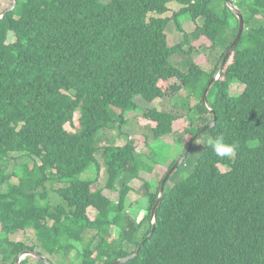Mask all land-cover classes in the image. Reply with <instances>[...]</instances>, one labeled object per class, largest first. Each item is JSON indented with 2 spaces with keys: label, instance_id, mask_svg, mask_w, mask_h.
<instances>
[{
  "label": "trees",
  "instance_id": "1",
  "mask_svg": "<svg viewBox=\"0 0 264 264\" xmlns=\"http://www.w3.org/2000/svg\"><path fill=\"white\" fill-rule=\"evenodd\" d=\"M16 1L0 12V264H16L28 248L53 264H107L141 243L121 264H264V0H232L245 27L207 102L204 91L239 30L227 0ZM172 2L182 9L173 12ZM181 13L197 22L193 32L177 22ZM171 20L183 32L174 45ZM204 47L220 49L211 71L193 59ZM179 54L192 62L186 70ZM234 82L241 93L231 94ZM183 92L198 98L187 112L153 105L136 116L150 132L147 150L132 137L101 140L103 130L127 123L137 96L156 104ZM213 111L216 124L174 173L203 135H222L233 155L217 157L206 144L186 178L169 185V177L153 216L164 177ZM166 135L181 153L155 190L147 174L165 166L149 144ZM13 153L32 164L10 171ZM100 158L108 179L94 187ZM89 168L95 176L80 178ZM133 192L147 199L141 217L128 209ZM19 231L32 232L33 243L12 239ZM22 261L46 264L30 255Z\"/></svg>",
  "mask_w": 264,
  "mask_h": 264
},
{
  "label": "rangeland",
  "instance_id": "2",
  "mask_svg": "<svg viewBox=\"0 0 264 264\" xmlns=\"http://www.w3.org/2000/svg\"><path fill=\"white\" fill-rule=\"evenodd\" d=\"M13 2H14L13 0H1L0 12L10 7L13 4ZM168 6L173 10V12H179L182 9V6L175 2L170 3ZM173 12H171L170 14H173ZM177 22L181 25V27L185 30V32H189V33L193 32L197 26V22H194L187 13H181L180 15H178ZM201 22H202L201 20L198 21V23ZM166 33L168 34V40L171 45L177 44L183 40V32L177 28L174 20H171L170 23L168 24L166 28ZM14 39H15L14 34L10 32L8 37V42L14 41ZM185 48L189 49V46L186 45ZM201 51L203 58H199V54L193 53V59L196 62H199V60L202 61L201 62L202 66L206 70L211 71L213 69V64L209 59H213L218 53H220V49L218 48L216 51H210L209 49L204 47L203 49H201ZM175 61L177 65L180 66V68H182L183 70H186L189 67L190 63H192L190 61L189 56L182 54L176 56ZM243 90H244V85L238 82H234L230 87L231 94H239ZM197 101L198 98L195 95H190L187 92L185 93L183 92L181 94L172 97H167L162 102H156V104L147 103L140 96H137L136 102L139 105L138 109L135 111H129L125 113L127 117V123L123 124L121 128L116 127L114 129L103 130L101 132L100 138L103 141V143H106L107 141H111L114 143L116 142L118 144H124L128 137H132L137 140L139 148H143V149L145 148V150H147L148 148L144 144V140H145V135L146 136L148 134L150 135V132L148 130H147L148 132H146V130H142L141 127L138 125L136 121V116L138 114L142 113L147 108L153 107V105H156L160 108L162 106H165L168 109H172L174 112L183 113V112H187L188 106L192 105ZM209 117L210 116H206L205 121L208 120ZM200 123L202 122L200 121ZM208 140H210V138L207 135H203L200 139H198V141L193 146V149L190 153L186 165L181 167L179 170H177L174 173L172 180L169 182V185H172L173 183H177L182 179L186 178V175H188L190 169L192 168V165L195 162V158L201 155V153L206 147ZM149 147L156 150V152L160 155V162L165 166V167L156 166L155 170L151 174H147L148 178L150 177L153 188L156 190L165 172V168L170 163L172 158L179 156L181 152L179 151V146L175 144V137L173 135H166L159 140H153L151 138ZM12 156L15 158V160H12L11 162L9 168L10 171L13 170L15 164L21 166L26 162L29 164H32L33 162L32 159H30L29 157L19 155L18 153H13ZM100 162H101V169L99 172L98 181L94 184V187L104 186V184L108 179V174L105 169V166L102 163L101 158H100ZM222 169L226 170L228 169V167L222 166ZM94 176H95V172L90 171L89 168V170L83 172L80 175V178L86 179ZM135 186L138 187L139 185H135ZM106 193L110 196L111 199L113 200L117 199L118 196L117 192L106 191ZM51 198L54 202L56 201L55 199H57L56 196H54L52 193H51ZM129 203H128L129 204L128 209L131 212H133L135 216L139 212L138 214L141 217L146 212L147 199L142 197L139 193L133 192L129 200ZM132 204L134 205L132 206ZM11 238L14 240H23L27 244H31L34 241L32 232L26 233L23 231H19L16 234L12 235Z\"/></svg>",
  "mask_w": 264,
  "mask_h": 264
},
{
  "label": "water",
  "instance_id": "3",
  "mask_svg": "<svg viewBox=\"0 0 264 264\" xmlns=\"http://www.w3.org/2000/svg\"><path fill=\"white\" fill-rule=\"evenodd\" d=\"M17 1L14 0V4L12 7L8 8L6 10V12H8L9 10L13 9L14 6L16 5ZM227 4L228 6L233 10V12L235 13V15L238 17V21H239V30H238V33L235 37V39L233 40V42L230 44V46L228 47L220 65H219V68H218V71L216 73V75L211 79V81L208 83L205 91H204V94H203V100L204 102H207V96H208V93H209V90L210 88L212 87V85L214 84V82L216 81V79L220 76V73L221 71L223 70L225 64H226V61L227 59L229 58L230 54L234 51L235 47L237 46V44L239 43L240 39H241V36H242V33L244 31V27H245V21H244V15L242 13V11L232 2V0H227ZM214 113V118L212 120V122L206 124L201 130H199L194 136L193 138L189 141L188 145H187V148L185 150V152L183 153V156L177 160L174 165L170 168V170L168 171V173L166 174V176L164 177L162 183H161V187H160V195H159V198L156 202V204L154 205V208H153V216H155L156 214V211H157V208L158 206L160 205V203L162 202V199L164 197V189H165V184L167 182V180L169 179V177L174 173V171L184 162V160L187 158L188 156V153L190 151V148L191 146L193 145V143L197 140V138H199L204 132H206L207 130H209L210 128H212L215 124H216V121H217V116L215 114V112L213 111ZM154 228H155V225L153 226V230L150 232L149 236L153 233L154 231ZM148 236V237H149ZM147 237V238H148ZM146 240V239H145ZM143 243H141L137 250L132 253V254H129L128 256H125L123 258H120L118 260H115V261H112V262H109L107 264H121L127 260H129L130 258L134 257V256H137L139 254V251L142 247ZM27 255H30V256H35L39 259H41L43 262H45L46 264H53V262H51L49 260V258H47L45 255H43L41 252H39L38 250L36 249H33V248H28V249H25L23 251H21L19 257L17 258V261H16V264H24L23 263V258Z\"/></svg>",
  "mask_w": 264,
  "mask_h": 264
},
{
  "label": "clouds",
  "instance_id": "4",
  "mask_svg": "<svg viewBox=\"0 0 264 264\" xmlns=\"http://www.w3.org/2000/svg\"><path fill=\"white\" fill-rule=\"evenodd\" d=\"M207 146L211 147L215 155L220 158L231 157L235 151V145L225 142L222 135L214 140H208Z\"/></svg>",
  "mask_w": 264,
  "mask_h": 264
}]
</instances>
